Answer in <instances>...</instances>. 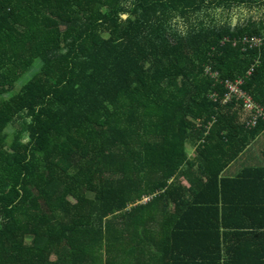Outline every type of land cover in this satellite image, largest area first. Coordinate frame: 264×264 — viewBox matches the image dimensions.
<instances>
[{
    "label": "trees",
    "instance_id": "1",
    "mask_svg": "<svg viewBox=\"0 0 264 264\" xmlns=\"http://www.w3.org/2000/svg\"><path fill=\"white\" fill-rule=\"evenodd\" d=\"M236 80L264 107V0H0V264H264Z\"/></svg>",
    "mask_w": 264,
    "mask_h": 264
},
{
    "label": "crops",
    "instance_id": "2",
    "mask_svg": "<svg viewBox=\"0 0 264 264\" xmlns=\"http://www.w3.org/2000/svg\"><path fill=\"white\" fill-rule=\"evenodd\" d=\"M245 113V112H244ZM190 147L189 145L186 146ZM192 154H188L187 157L192 159L195 154L194 148L190 147ZM264 167V129L246 146V148L237 156L235 160L230 162L222 171L221 176L225 178H231L237 176L247 167ZM178 182L181 186L187 188L189 182L180 177Z\"/></svg>",
    "mask_w": 264,
    "mask_h": 264
},
{
    "label": "built area",
    "instance_id": "3",
    "mask_svg": "<svg viewBox=\"0 0 264 264\" xmlns=\"http://www.w3.org/2000/svg\"><path fill=\"white\" fill-rule=\"evenodd\" d=\"M260 42V39L254 38L252 40V45L257 46ZM241 80H236L235 82L225 81V87L228 89L227 94L225 95V101H230L232 98L235 101L241 102V107L244 111L251 114L250 119L248 120V125H255L259 117L264 118V107L256 103L250 95L240 88Z\"/></svg>",
    "mask_w": 264,
    "mask_h": 264
},
{
    "label": "rangeland",
    "instance_id": "4",
    "mask_svg": "<svg viewBox=\"0 0 264 264\" xmlns=\"http://www.w3.org/2000/svg\"><path fill=\"white\" fill-rule=\"evenodd\" d=\"M20 83H21V82H20ZM187 151H188V154H190V155L192 154V151H191V148H190V147H187ZM145 200H146V199H145ZM145 200H144V201H145Z\"/></svg>",
    "mask_w": 264,
    "mask_h": 264
}]
</instances>
